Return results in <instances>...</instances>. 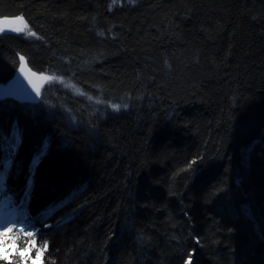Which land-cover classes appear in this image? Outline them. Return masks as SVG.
<instances>
[{"label": "trees", "instance_id": "16d2710c", "mask_svg": "<svg viewBox=\"0 0 264 264\" xmlns=\"http://www.w3.org/2000/svg\"><path fill=\"white\" fill-rule=\"evenodd\" d=\"M17 16L0 83L21 56L55 77L0 102L34 264H264V0H0Z\"/></svg>", "mask_w": 264, "mask_h": 264}, {"label": "snow or ice", "instance_id": "6c2138e0", "mask_svg": "<svg viewBox=\"0 0 264 264\" xmlns=\"http://www.w3.org/2000/svg\"><path fill=\"white\" fill-rule=\"evenodd\" d=\"M11 31V32H16V33H23L27 30V35L29 36H35L36 34L32 32L30 29H28L27 22L25 21L23 16H17L15 18H2L0 19V33H4L5 31ZM19 71L21 73L25 72V67H26V61L23 56L20 57L19 60ZM32 76H35L36 73H31ZM41 79L43 80H52L55 79V77H47V76H42ZM29 83L31 84L32 81L29 80ZM33 88L36 91L37 95L40 94V88L36 87L33 84ZM116 110H119L118 105L113 106ZM15 145V140L13 141ZM16 148L13 147L12 152L15 153ZM46 154L45 149H41L40 153L33 158L32 165L30 166V174L28 181L26 183V188H25V199L30 198L31 194V184H32V179L31 175L32 172H34V169L36 166H38L40 160L43 158V156ZM12 164L11 161L9 160H4L0 162V167L3 168V172H0V193H3L4 191V184H3V178L5 174L7 173V170L11 168ZM10 199V198H9ZM17 225H20L17 227ZM25 225L23 224L22 221L18 220H0V249H8L9 247H16V241L19 240L20 234L23 233V236L25 237L24 239V244L25 247L24 249H19L17 248V251L21 256L24 255L25 252H30L31 248L28 247L29 244L32 245L36 249V255L37 258L42 256V253L44 250L47 248V244L45 243L43 246H38L35 244V232L34 231H24ZM31 238V239H27ZM31 258V257H28ZM8 256L4 254L3 251H0V260H7ZM34 264V262H33ZM185 264H192V257L189 255L188 260L185 262Z\"/></svg>", "mask_w": 264, "mask_h": 264}, {"label": "water", "instance_id": "95a60500", "mask_svg": "<svg viewBox=\"0 0 264 264\" xmlns=\"http://www.w3.org/2000/svg\"><path fill=\"white\" fill-rule=\"evenodd\" d=\"M2 19V18H0ZM13 32L5 31L0 34H12ZM20 67V65H19ZM19 67L11 80L5 84H0V102L5 99H12L18 103H29L33 104L39 99L36 91L33 88V84L40 88L44 85L47 80L41 79L42 76H47L45 74H40L32 71L27 63L25 67V72L21 73ZM31 73H36L35 76H32ZM49 77V76H47ZM29 80L32 83H29Z\"/></svg>", "mask_w": 264, "mask_h": 264}, {"label": "rangeland", "instance_id": "374dc122", "mask_svg": "<svg viewBox=\"0 0 264 264\" xmlns=\"http://www.w3.org/2000/svg\"><path fill=\"white\" fill-rule=\"evenodd\" d=\"M117 2H118V0H111V3H117ZM12 34L21 35L24 38H26L27 40H33L34 39L33 36L27 35V30L25 32H23V33L13 32ZM13 213H14V209H13V207L11 205L10 199H7V198L0 199V220H5V219L13 220L12 219ZM19 226L20 225H17V227H19ZM24 231L27 232V228L26 227L24 228ZM20 237L22 239L24 238L23 233L20 234ZM19 240L16 241V247H9L6 250L5 249H0V251H3L4 254L8 256V258H10L11 256L15 255V256H17L18 259H20L23 262L29 261V262L37 263L38 261L36 260V257H37L36 250H34V247H32L31 244L28 245V247L31 248L30 252H25L23 256H21L19 254V252L17 251V248L24 249V247H25L24 242H22V245H20V243L18 242ZM28 257H31V258H28Z\"/></svg>", "mask_w": 264, "mask_h": 264}, {"label": "bare ground", "instance_id": "6f19581e", "mask_svg": "<svg viewBox=\"0 0 264 264\" xmlns=\"http://www.w3.org/2000/svg\"><path fill=\"white\" fill-rule=\"evenodd\" d=\"M15 73H16V72H15ZM14 75H15V74H14ZM12 78H13V77H12ZM12 78H11V79H12ZM11 79H10V80H11ZM8 81H9V80H8ZM8 81H7V82H8ZM7 82H5V83H7ZM5 83H0V84H5ZM37 101H38V100H37ZM36 103H37V102H35V103H33V104H36ZM27 104H29V103H27Z\"/></svg>", "mask_w": 264, "mask_h": 264}]
</instances>
